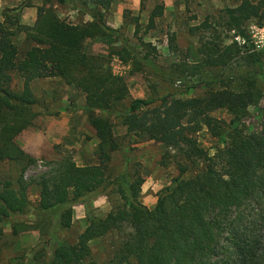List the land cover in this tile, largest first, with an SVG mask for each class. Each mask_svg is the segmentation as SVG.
<instances>
[{"label":"trees","instance_id":"1","mask_svg":"<svg viewBox=\"0 0 264 264\" xmlns=\"http://www.w3.org/2000/svg\"><path fill=\"white\" fill-rule=\"evenodd\" d=\"M43 1L32 27L19 25L8 13L0 22V162H16L22 172L35 163L16 143L37 116L30 83L59 77L85 94L87 120L100 141L98 163L78 167L71 158H64L36 182L40 198L35 206L28 201L29 183L22 175L16 187L8 180L0 182V226L10 224L15 236L36 231L42 238L30 259L20 255L10 264H264V109L258 131L246 133L242 125L249 107L257 106L262 98L255 81L259 73L264 78V73H258L264 67V51L241 52L235 44L204 41L199 50L203 60L194 73L204 67H225L238 59L244 68L231 73L233 77L227 72L208 76L203 97H163L159 106L148 109L154 101L129 100L124 78L110 72L109 58L83 51L87 38H120L119 30L104 21L114 0H81L83 7L94 6L92 22L84 25L69 24L55 14L53 3L63 5L68 0ZM146 1L140 0L141 9ZM162 14V6L152 9L149 29ZM223 14L228 29L246 37L248 21L264 25V1L241 0ZM134 22L137 27L138 19ZM11 25L26 34L23 52L12 41ZM120 40L122 48L110 55L137 65L140 61L134 49ZM139 44L148 47L141 39ZM148 57L149 53L142 59ZM170 68L171 80L186 71L180 64ZM13 74L23 79L22 89L13 87ZM236 80L242 86L237 91L230 88ZM217 109H226L232 118L226 122L212 117ZM114 120L127 133L175 149L183 160L178 163V176L158 192L153 208L139 200L143 179L138 173L124 168L114 177L107 174L111 153L121 150L113 134ZM201 124L226 140L212 156L193 137ZM190 171L195 172L187 175ZM99 194L116 195L120 200L103 218L91 216L87 206ZM73 201L85 204L87 219L72 243L61 234L72 226ZM28 213L34 216V225L18 220ZM112 233L122 236L112 257L104 262L92 260L89 244Z\"/></svg>","mask_w":264,"mask_h":264},{"label":"rangeland","instance_id":"2","mask_svg":"<svg viewBox=\"0 0 264 264\" xmlns=\"http://www.w3.org/2000/svg\"><path fill=\"white\" fill-rule=\"evenodd\" d=\"M240 2L241 0H148L141 9L140 0H114L105 14L104 21L107 26L119 30L120 38H87L83 42V51L88 55L109 58L110 72L113 76L124 78L129 91V100L154 101L148 109L159 106L161 104L159 99L163 97L181 100L203 97L208 91L205 86L208 76L213 77L227 72L230 77H233L231 73L237 74L244 68V63L238 59L225 67H204L194 73V67L203 60V55L199 53V50L204 41H212L218 46L235 44L241 52L264 51V46L257 48L253 44L257 41L253 38L256 34L254 29L264 28V25H259L257 20H250L245 24L246 37L240 36L244 38V44L238 43L236 37L239 35L226 26L224 9L233 8ZM43 3V0H0V22L5 21V13H8L16 18L19 25L32 27L37 20V9L43 6ZM157 5L163 7V14L155 19L153 28L149 29L147 26L149 15ZM52 7L59 19L72 25H84L93 20L94 6L83 7L81 0H68L63 5L53 3ZM35 16L36 20L31 24ZM136 18L138 19L137 27L134 22ZM9 28L15 33L12 37L13 43L20 49V52H23L26 49L24 47L25 32L19 31L17 25H11ZM121 38L137 54L140 61L137 65L132 61L121 59L118 55H110L113 49L122 48ZM140 39L148 47H141ZM148 53V60H143L142 58ZM178 64L183 65L186 71L179 74V78L169 79L170 67ZM259 72L264 73V67L259 69ZM59 79L60 81L49 80L32 85L35 91L31 90L36 98L33 111L37 116L33 121V127L24 130L16 138V143L20 148L23 142L29 143L28 152L21 149L34 159L35 163L22 172L21 166L16 162H0V182L8 180L16 187L22 175L29 183L27 197L31 206L37 205L40 198V186L36 182L41 176L54 170L56 164L64 158H71L78 167L98 163L97 150L100 141L96 136V130L87 120V113L84 110L85 94L72 85H66L61 78ZM12 84L14 88L22 89L23 79L19 74H13ZM46 86L50 94L48 92L45 94L44 87ZM255 86L261 92L262 98L257 106L249 107V114L242 122L246 133L258 131L260 128L261 114L264 109V78L260 73L256 77ZM241 87V83L237 82L232 83L230 88L237 91ZM210 115L226 122L232 118L231 113L226 109L214 110ZM45 118L49 121L58 120L60 122L61 120L67 121L68 118L69 123L76 125L78 130L80 123L86 121L95 133L91 137L87 133L74 131L75 135H69L70 144L67 145L60 130H57V134H53L51 131L38 127V123ZM114 123L113 134L121 150L111 153L112 162L109 164L107 174L114 177L124 168L130 174L138 173L143 179L139 200L146 207L153 208L158 192L169 186L171 180L178 176V163H183V160L175 149L166 148L155 141H148L143 136L127 133L118 120H114ZM38 135L41 136L40 141L37 140ZM193 137L197 145L210 156L214 155L217 148H222L226 144L225 139L213 136L202 124ZM84 142L88 143L86 144L88 148L93 147L92 154L78 148L83 147ZM71 146L73 147L70 148ZM80 157L88 159L83 166L77 165L78 160L82 159ZM126 160H128V165L125 163ZM194 172L190 171L187 175L194 174ZM119 204L120 200L116 195L99 194L90 200L87 206L91 216L103 218ZM71 207L72 226L62 233L61 237L73 243L86 226L87 209L82 201H73ZM18 220L30 225L36 223L31 213ZM121 237L120 234L112 233L102 239L92 241L89 244L91 259L97 262L109 260ZM41 241L42 238L36 231H26L15 236L12 234L10 224L0 226V264H10L20 255L30 259L32 249Z\"/></svg>","mask_w":264,"mask_h":264},{"label":"crops","instance_id":"3","mask_svg":"<svg viewBox=\"0 0 264 264\" xmlns=\"http://www.w3.org/2000/svg\"><path fill=\"white\" fill-rule=\"evenodd\" d=\"M38 6V5H37ZM36 12V11H35ZM36 15H37V12H36ZM35 20H36V16L34 17V19L33 20H31V24H33L34 22H35ZM49 80H57V81H60V79L59 78H42V79H35V80H33V82L31 83V89L33 90V91H35L34 90V88H33V84H35L36 82V84H41V82H48ZM33 85V86H32ZM43 85H44V83H43ZM48 90V87L46 86V87H44V92H45V94L48 92V94H50L49 93V91H47ZM47 94V95H48ZM62 122H60V121H58V120H51V121H49V119L48 118H45L44 120H42L40 123H38V127L40 126L42 129H44V130H48V131H51L53 134H57L58 132H57V130H60L61 131V134H62V136H64L63 137V139H64V142L67 144V145H69L70 143H69V141H68V138H69V135H75V133H74V131L75 132H78V133H81V132H84V133H87V135H89V136H91V137H93L94 136V133H95V131L93 130V128L91 127V126H89L88 124H87V122L85 121V122H81L80 124V128H79V130L76 128V125L74 126V125H72V124H70L69 123V119L67 118V121L66 120H61ZM34 125H36V122H34ZM32 139V138H31ZM34 139V138H33ZM35 140V139H34ZM37 140H41V136L40 135H38V137H37ZM86 144H88V143H86V142H84V144H83V147H78V148H82V149H80V150H85L86 152H88L89 154H92V150H93V147L92 146H90L89 148H88V145H86ZM21 146V145H20ZM65 147H67V146H65ZM73 146H71L70 148H72ZM21 148H23L24 150H26L27 152L29 151V149H27V148H30L29 147V143L28 142H23V144H22V146H21ZM79 158V157H78ZM80 158H82V157H80ZM90 159V158H89ZM88 159H84V158H82V159H79L78 160V164L77 165H80V166H83L84 165V163H85V161H87Z\"/></svg>","mask_w":264,"mask_h":264},{"label":"built area","instance_id":"4","mask_svg":"<svg viewBox=\"0 0 264 264\" xmlns=\"http://www.w3.org/2000/svg\"><path fill=\"white\" fill-rule=\"evenodd\" d=\"M254 30L256 34L253 35V38L257 39V41L253 42L254 46H256L257 48H259L260 46H264V28H255ZM236 41L242 44L245 43L244 38H240V36L236 37Z\"/></svg>","mask_w":264,"mask_h":264}]
</instances>
